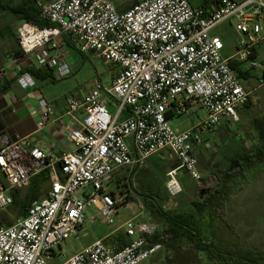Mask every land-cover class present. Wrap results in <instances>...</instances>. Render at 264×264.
Masks as SVG:
<instances>
[{
	"label": "built area",
	"instance_id": "1",
	"mask_svg": "<svg viewBox=\"0 0 264 264\" xmlns=\"http://www.w3.org/2000/svg\"><path fill=\"white\" fill-rule=\"evenodd\" d=\"M38 5L52 25L21 22L17 40L25 56L54 68L56 77H66L73 73L66 39L116 70L109 86L98 76L82 97H64L65 114L78 122L69 134L75 150L54 158L39 144L29 146L27 138L1 137L0 211L12 205L13 189L28 186L43 170L48 171L49 188L25 216L12 225H0V264H48L54 257L64 259L61 264H140L162 248L160 243L148 244V237L159 231L157 223L127 219L123 227L128 242L123 246L98 238L65 258L62 245L79 235L89 207L97 212L90 221L115 223L126 201L112 187L121 168H141L154 154L167 151L180 163L167 171L169 194L182 191L180 169L201 179L198 149L223 122L237 123L238 109L251 100L230 62L244 71H264V58L258 55L264 47V0H216L199 7L189 0H140L125 11L111 0H51ZM226 21L240 34L236 52L228 57L222 53V38L211 33ZM16 61L12 76L22 87H32L34 76ZM6 74L7 68L0 66V76ZM39 104L43 111L37 125L43 128L54 109L45 98ZM196 106L205 117L183 131L174 129L169 118Z\"/></svg>",
	"mask_w": 264,
	"mask_h": 264
},
{
	"label": "rangeland",
	"instance_id": "2",
	"mask_svg": "<svg viewBox=\"0 0 264 264\" xmlns=\"http://www.w3.org/2000/svg\"><path fill=\"white\" fill-rule=\"evenodd\" d=\"M115 4L122 0H111ZM132 2L134 0H127ZM216 0H189L194 7L211 6ZM242 1V0H237ZM10 23L18 28L19 20L8 10L0 9V27ZM13 27V26H12ZM16 28V30H17ZM213 35H218L224 42L222 53L225 57L236 52V45L239 35L235 27L228 24L216 26L212 31ZM13 41L5 39L0 35V52L8 56L9 46ZM264 50V47H263ZM68 61L72 65L73 73L66 77H57L48 83L49 90L53 93H65L80 95L85 93L92 85L96 77H100L107 86L111 84L113 67L106 63L96 53H81L75 47H69ZM264 55V54H263ZM261 54V58L263 56ZM255 77L249 81H243L244 86L251 92V103L243 105L238 109L239 121L237 123L223 122L206 139L204 146L207 150L198 151V170L201 179L196 180L185 170L178 171V178L182 185V191L175 196L169 194L166 182L167 171L171 168V163L177 158L165 151L151 156L147 164L141 168H121L116 171L112 187L114 194L121 193L125 197H132L125 201L115 216L114 224L102 223L99 219L90 221V218L97 215L94 207L87 208V220L82 226L79 235L71 236L63 243L65 258L83 249L92 241L96 240L103 233L113 230L127 219L134 217L138 221H151L162 226V219L153 211V207L147 205L145 197L153 199L164 210L170 212L189 211L193 208L192 202L204 201L207 196L214 192L220 184L224 170L229 166L231 157L244 148H254L260 144L264 135V78L260 69L253 70ZM108 108L113 111L115 106L110 102ZM205 117L204 110L196 106L181 115H174L169 118L174 129L183 131L198 124ZM214 146V147H213ZM212 148V149H211ZM211 149V150H210ZM260 162L255 164L245 174L235 177L238 189L230 193L231 206L229 207L228 219H225L233 226L242 242L264 248V166ZM147 166V167H146ZM263 167V169H262ZM131 179V184L129 183ZM0 180L4 177L0 172ZM243 181V182H242ZM133 186V187H131ZM27 187L18 189L21 197L27 192ZM202 188H207L203 197H199ZM79 191L78 194H82ZM45 192L41 195L43 197ZM40 197V198H41ZM228 197V199H229ZM151 199V200H152ZM227 199V200H228ZM250 199L254 201H250ZM206 202V201H204ZM237 202L238 205L232 203ZM241 205V206H240ZM228 208V205H227ZM209 210H205L203 215L208 218ZM227 214V213H226ZM235 214V217L233 216ZM0 217L5 218L4 222H14L17 214L10 206L6 210L0 211ZM238 217V219H237ZM238 221V222H237ZM237 222V225H236ZM119 232L126 234L122 227ZM252 233V237L246 238L241 233ZM258 240V244L255 240ZM252 246V247H253ZM165 256L164 246L154 255L142 261L140 264H163ZM64 261L58 257L48 259V264H61Z\"/></svg>",
	"mask_w": 264,
	"mask_h": 264
},
{
	"label": "trees",
	"instance_id": "3",
	"mask_svg": "<svg viewBox=\"0 0 264 264\" xmlns=\"http://www.w3.org/2000/svg\"><path fill=\"white\" fill-rule=\"evenodd\" d=\"M38 1L0 0V8L10 11L20 21L39 26L52 25L49 19L41 16ZM0 35L15 39V33L9 29L8 25L4 30H0ZM65 42L68 47H74L69 40L65 39ZM23 54L21 48L15 49L17 58ZM230 64L243 80L255 76L252 72L241 70L235 61H231ZM30 71L39 76L40 69ZM262 77L264 78V71ZM250 103L251 100L245 105ZM263 161L264 135L262 142L254 148H244L231 157L229 166L222 174L219 187L206 197L204 200L206 202L202 200L192 202L193 208L189 211H164L152 198L151 200L149 196L145 197L147 205L150 204L149 206L153 207L152 210L166 223V232L162 234L158 232L148 237L149 245L160 243L164 246L165 264H264V248L242 242L233 226L225 219L227 199L230 193L238 189L235 177L245 174L255 164ZM171 165V167H178L180 163L176 160ZM57 166L59 168L60 164ZM48 182V171L43 170L31 178L23 197L20 196L19 190L13 192V203L10 208L16 211L17 217L26 215L31 203L46 192ZM129 183L131 184V179ZM127 197L129 199L132 196L128 194ZM127 197H125L126 200ZM205 210H209L207 219L203 215ZM4 219L0 217V224H13V222H4ZM204 222L207 225L206 230L202 225ZM116 240L119 241L118 246H123L128 242V240H120L115 236H109L105 242L106 244L114 243Z\"/></svg>",
	"mask_w": 264,
	"mask_h": 264
},
{
	"label": "crops",
	"instance_id": "4",
	"mask_svg": "<svg viewBox=\"0 0 264 264\" xmlns=\"http://www.w3.org/2000/svg\"><path fill=\"white\" fill-rule=\"evenodd\" d=\"M11 1L18 2L19 0H11ZM39 1L42 3H47V2H50L51 0H39ZM138 1L140 0H134L132 2H128L127 0H122L115 5L119 11H125L131 8ZM0 9L6 10L3 8H0ZM17 20L19 19L17 18ZM21 22L22 21L19 20V24L17 26H19ZM263 23H264V10H263ZM222 24H228L234 27L231 21H226V22H223ZM6 25H8L9 29L13 30V32L15 33V39L10 38V37H3L5 39H10L11 42L13 41V44L12 46H9L8 56L0 52V66L7 68L6 76H0V139L1 137H7L10 140H15L17 138H27L28 139L27 144L29 146L39 144L46 150V153L49 157H54V158L60 156V154L64 151L75 150V145L72 142L69 134H70V131L75 126H78V122L74 118H72L70 115L65 114L67 106H66L64 97L67 94L53 93L52 91L49 90L50 87L48 86V83H51L52 80L57 79L55 69L39 66L35 62L33 57H29L27 55L25 56L24 54L17 58V56L15 55V49L19 47L18 41L16 40V37H17L16 28L17 27L15 28V25L6 23L0 27V30H4ZM238 35L240 39V34L238 33ZM64 47L66 49V56L68 57L69 47L66 45V42L64 43ZM236 49H237V45H236ZM261 54L262 55L264 54L263 47L260 49L259 54H258L260 58H261ZM16 60H20L21 62H23L25 71L29 72L32 76H34L35 83L32 87L30 88L22 87L18 79L12 76V70L16 66V63H15L17 62ZM110 65H113L111 66L113 67L112 68L113 72L111 75V80H112L115 74L116 66L114 64H110ZM32 69H40L39 76L34 75V73L30 71ZM254 77L248 80L242 79V81H249L253 79ZM87 91L83 94L76 95V96L82 97L83 95L87 93ZM41 98H45L53 106V109H54V115L47 119L46 121L47 124L43 128H39L37 125L38 121L41 119L42 111H43L39 104V101ZM127 111L128 109L124 108V114H126ZM76 117L78 119H82V114L77 113ZM0 146H1V141H0ZM207 149L208 148L204 146V144H202L200 148L198 149V151L200 150L204 151ZM147 161H146V164H147ZM261 165L264 166V163H262ZM48 188H49V182H48L47 190ZM230 198L231 197H229V199L227 200V205H228V208L226 211L227 219L229 216V207L231 206ZM250 201L252 202L254 200L250 199ZM232 204L238 205L237 202L232 203ZM177 212H181V211H177ZM233 216L235 217V214H233ZM161 221H162V226L161 227L159 226L158 232L162 234L163 232H166V223L163 220ZM237 222H236V225H237ZM202 225H203L204 230H206L207 225H205V222ZM122 227H123V224H120L115 229L103 233L98 238H102L104 239V241H106V239L109 236H115L119 238L120 240H128V237L126 236V234H122L121 232H119V230ZM79 231H82V227L80 228ZM241 234H244L246 238H248L249 236L253 238L252 233L245 232ZM254 240H255V243L258 244V240L257 241L256 239ZM118 242L119 241L116 240V242L108 243V244L118 246ZM62 250H63V245H62ZM163 264H165V262Z\"/></svg>",
	"mask_w": 264,
	"mask_h": 264
},
{
	"label": "water",
	"instance_id": "5",
	"mask_svg": "<svg viewBox=\"0 0 264 264\" xmlns=\"http://www.w3.org/2000/svg\"><path fill=\"white\" fill-rule=\"evenodd\" d=\"M205 192H208V189L207 188H202L200 190V192H199V197L202 198Z\"/></svg>",
	"mask_w": 264,
	"mask_h": 264
}]
</instances>
